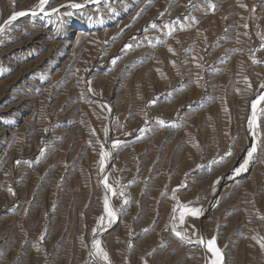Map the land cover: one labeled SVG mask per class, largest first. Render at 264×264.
Returning a JSON list of instances; mask_svg holds the SVG:
<instances>
[{
    "label": "rangeland",
    "instance_id": "374dc122",
    "mask_svg": "<svg viewBox=\"0 0 264 264\" xmlns=\"http://www.w3.org/2000/svg\"><path fill=\"white\" fill-rule=\"evenodd\" d=\"M71 2L86 6L50 0L60 14L32 16L38 0H0V26L29 12L0 35V264H104L92 229L106 194L116 209L124 199L104 175L130 201L95 237L111 264H209L201 237L216 238L222 264H264V112L257 152L233 175L264 92V0ZM100 144L112 151L103 173ZM177 188L203 208L177 221L191 242L172 232Z\"/></svg>",
    "mask_w": 264,
    "mask_h": 264
},
{
    "label": "snow or ice",
    "instance_id": "6c2138e0",
    "mask_svg": "<svg viewBox=\"0 0 264 264\" xmlns=\"http://www.w3.org/2000/svg\"><path fill=\"white\" fill-rule=\"evenodd\" d=\"M87 2L98 4V3H100V0H87ZM191 3H192V0H189V4H191ZM49 4H50V0H38V3L30 11V14L32 16H36L39 13H43L45 16H50L53 14H60V8L80 9V8H83L86 6L85 4L75 3V2H71V0H69L68 4L61 5L60 8H51L50 11H48L46 9H47V6ZM242 7H246V6L242 5ZM212 8L214 11L215 6L212 5ZM253 11H255L254 8H253ZM28 14H29V12H26V11L14 12L13 15L7 21H5L4 25L0 26V35H2L5 32L6 27L11 25L17 18L23 17V16L28 15ZM62 15L66 16V17H71L73 15V12L72 11H66ZM163 15H164V13H161V16H163ZM151 27L153 29H155L156 24L153 23L151 25ZM180 27H181V30H185L183 25H181ZM244 27L247 28L248 25L245 24ZM174 31H175L174 26H168V32L166 33V35L171 36L174 33ZM246 34L247 33H245V35ZM131 47H132L131 45H125V48L130 49ZM261 48L264 49V44L261 45ZM169 51L173 52V54H175L173 49L169 48ZM112 62H113V64H115L116 60L114 59ZM254 62H258V61H254ZM171 63L175 66V61H172ZM197 66L199 67V65H197ZM245 80H247V78H245ZM249 87H251L250 84H249ZM259 87L261 89H264V83H261ZM89 91H91V88H89ZM152 103L154 104L155 100ZM262 104H264V92L259 94L257 96V98L252 101L251 116L249 117V120H248V128L252 134L253 142H252L250 148L247 150L246 157L243 159L242 163H240L238 167H235L233 169V175H235V176H238V175H240V173L248 170V166L251 163V161L253 160L254 154L257 152L256 138L258 135L257 128L259 127L258 111L264 112V108H258V106H260ZM159 123L164 124L165 121L160 120ZM141 131H143V129H141ZM108 132H109V129L104 128V134H105L106 138L108 136ZM93 134H95L94 130H93ZM125 134L127 135L129 133H125ZM121 146H122V144H121V141L119 139L114 140L111 143V150L118 149ZM111 150H105L104 144H100V151H99V172L100 173L104 172V169L106 166V161L112 155ZM232 154L233 153L231 151H229L228 153H226V156L230 157ZM41 155H43V150L41 151ZM222 162H225L224 158H221L220 161H214V163H222ZM229 178H231V177H229ZM108 179H109L108 176L104 175V176H102L101 181H100L103 184L104 188L106 189V192L111 193L113 196L119 195L120 197H123L124 199L122 202L121 209H116V208L112 207V205L110 204L109 196L106 194L103 198V213L104 214L101 215L97 219V224L92 229L94 238L92 240V250L93 251L90 253V255H93L96 258L102 260L104 262V264H111L110 259H109V253L103 248L102 241L100 239L95 238L96 234L98 231H101V232L106 231L108 227H110L113 223H115L118 220L119 216L124 214L125 210L123 208V205H127L130 202L125 197V192L123 190V187H121L120 191L117 192L116 189L111 184H109ZM220 179L221 178L218 177L217 180L213 182V192H215V185L220 182ZM178 190H179L178 188L173 189L172 190V196H171V199L173 201H175V204L172 208L173 215L171 216V221L173 224L172 232L175 236H177L181 240L187 239V240H189V242H191V238L188 237L185 232H182V231L177 229V226H176L177 221L179 222L180 225H183L185 223L186 217H190L193 219H199L200 216L203 214V208L192 206L194 203H197L198 201H189L187 203H182L179 200L178 196L176 195ZM8 191H9V193H12L11 188H9ZM177 213H178V215H177ZM192 227L194 229V225ZM144 231H147V229H145ZM193 234H195V233H193ZM40 239L43 240V236H41ZM195 242L198 244L205 245V247L207 248V251L209 253H211V258L209 260V264H222V259H223L222 253H221V250L216 245V238L215 237H212L211 239H209L207 241H205L201 237ZM128 247H129V249H131L132 244L129 243ZM261 247H264V241L261 242ZM145 264H146V261H145Z\"/></svg>",
    "mask_w": 264,
    "mask_h": 264
}]
</instances>
